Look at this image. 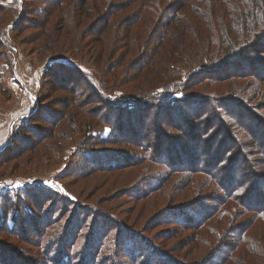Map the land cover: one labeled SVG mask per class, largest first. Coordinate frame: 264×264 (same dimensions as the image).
Wrapping results in <instances>:
<instances>
[{
    "label": "trees",
    "instance_id": "1",
    "mask_svg": "<svg viewBox=\"0 0 264 264\" xmlns=\"http://www.w3.org/2000/svg\"><path fill=\"white\" fill-rule=\"evenodd\" d=\"M5 1L0 57L16 62L7 31L39 30L23 42H42L48 89L73 97L61 102L86 97L95 106L86 110L94 122L82 126L87 145L108 147L95 153L106 162L160 167L144 194L130 195L136 205L101 212L60 248L47 246L59 229L41 230L30 206L7 199L15 215L3 224L0 264H264V0H13L16 9ZM54 49L93 67L52 57ZM185 55L198 66L167 76ZM106 70L120 81L104 79ZM33 114L30 124L41 117ZM93 125L107 134H91ZM154 195V204L139 202ZM27 220L39 230L18 226ZM12 237L19 250L7 244Z\"/></svg>",
    "mask_w": 264,
    "mask_h": 264
},
{
    "label": "rangeland",
    "instance_id": "2",
    "mask_svg": "<svg viewBox=\"0 0 264 264\" xmlns=\"http://www.w3.org/2000/svg\"><path fill=\"white\" fill-rule=\"evenodd\" d=\"M4 3L11 4L10 7L16 9L13 0H6ZM70 7H73L72 4ZM30 32L37 34L39 30L28 28L27 32H20L15 37L11 30L7 31L6 37L15 47L16 62L11 65L0 57V236L6 233L3 224L12 225L14 221L11 217L15 212L7 216L6 200L10 199L17 202L15 205L18 210L27 211L26 207L30 206L32 210L29 208L31 211L29 214L32 218L29 219H33L34 223L42 220L41 230L47 223L49 226L46 231L59 229L55 238H49L47 246L60 248L74 240L73 236L77 230L87 232L92 220H97L101 212L118 214L121 209H129L136 205L130 195L144 194L143 190H147L154 181L151 177L158 176L157 169L160 166L154 163L150 166H148L150 163L121 166L120 161L116 159L106 162L101 159L103 156L95 154L108 148L98 141L94 144L95 147H89L86 143L89 133L82 126L87 117L89 121L94 122L92 115H86V110L95 106L91 105L86 97L80 100L79 105L78 101L74 103L73 99H68L73 98L71 95L61 91L51 92L50 88L48 89L47 83L50 80L44 82L42 79L43 70L48 65L44 62L47 52H42L37 47L42 42H23L26 33ZM79 35L82 38L80 40L78 37L80 41L76 42L77 46L79 49L85 48V38L81 30ZM54 50L49 52L52 57L63 56L70 61L79 62L84 67L90 69L93 67L91 63L93 60L86 56L79 58L81 56L74 57L66 51ZM197 66V59L194 60L188 55L176 62L167 76L185 78L187 73ZM242 68L247 70L246 65H242ZM106 73L107 76L103 77L109 81L114 78L112 75H118L111 70H106L104 75ZM148 74L147 77L152 79L154 71L150 69ZM118 79L120 81L119 75ZM123 88L134 89V84L127 81ZM65 96L68 98L63 103L61 99ZM31 114L41 117L30 124L26 116ZM60 114H64L66 118H59ZM93 126L90 132L93 135L103 132V136L108 132V128L101 127L103 125ZM200 145L203 147V144ZM104 168L111 171H104ZM30 194L32 196L28 197ZM62 197L68 198V201L61 200ZM154 197L155 195L149 200L139 202L147 203L149 206L151 205L149 201L152 200L154 204L159 200ZM16 206L13 207L14 210H17ZM37 209H42L43 215L46 214L49 219H42V214L38 211L33 213ZM6 217H9L8 224ZM34 223L27 220L24 225L18 226L24 231L32 228L38 231ZM103 223L101 222V225ZM99 233L100 231H96V234ZM8 239L7 244L14 245V248L19 250L13 241L17 238ZM62 241L63 244H60ZM30 254L24 255L29 257ZM52 257L57 255L53 254Z\"/></svg>",
    "mask_w": 264,
    "mask_h": 264
}]
</instances>
